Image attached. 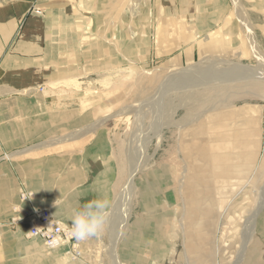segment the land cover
<instances>
[{
  "label": "rangeland",
  "instance_id": "1",
  "mask_svg": "<svg viewBox=\"0 0 264 264\" xmlns=\"http://www.w3.org/2000/svg\"><path fill=\"white\" fill-rule=\"evenodd\" d=\"M116 1L114 14H86L70 26L78 29L76 50L84 52L89 64L93 23L101 25V47L116 43L120 35L115 23L122 27L121 22L128 23L130 14L125 19L121 11L125 4L132 6V63L96 70L95 77L93 68L85 76L79 70L80 86L100 89L96 100L105 107L94 125L110 128L114 138L120 177L109 211L127 184L129 166L136 161L133 157L141 160L125 203L127 212L121 216L119 210V218L113 216V230L119 238L114 247L116 260L111 257L113 239L107 226L91 241L94 247L86 259L90 264H264V211L252 217L262 194L255 179L264 158V0H224L221 21L206 34L204 50L180 63L160 61L153 48L158 28L176 29L183 23L176 15H168V0ZM208 1L210 6L213 0ZM46 2L37 0L32 10L43 15ZM84 5L86 9V0ZM84 20H89L85 31ZM95 33L99 35L98 30ZM146 41L148 51L139 48ZM182 80L191 83L178 85ZM172 82L177 88L171 85L175 89L167 88L168 93L161 89ZM163 92L167 93L164 101L170 103L162 109L159 98ZM61 142L62 138L42 146L57 151L64 146ZM221 200L247 206L237 226L229 221L231 215L218 219L222 215L216 211L207 215L210 220L201 222L196 216L198 209L203 210L200 203L215 210ZM244 238L248 248L242 246ZM80 244L76 241L81 251ZM70 253L63 255L69 264L81 262L82 251L81 257Z\"/></svg>",
  "mask_w": 264,
  "mask_h": 264
},
{
  "label": "crops",
  "instance_id": "2",
  "mask_svg": "<svg viewBox=\"0 0 264 264\" xmlns=\"http://www.w3.org/2000/svg\"><path fill=\"white\" fill-rule=\"evenodd\" d=\"M223 1L208 6V0H168V15L183 23L158 28L157 58L194 59L204 50L208 31L221 21ZM116 2L86 0L85 9V0H47L44 14L37 15L32 10L37 0H0V264H69L63 257L69 245L47 249L40 238L27 235L32 212L47 208L55 220L69 225L82 205L107 199L111 206L114 201L120 177L114 138L110 128L94 125L105 107L96 100L100 89L80 86L79 70L85 76L93 68L95 77L96 70L132 63V6L125 4L121 11L125 19L130 14L129 22L115 23L116 43L101 47V25L93 23L89 64L83 51L77 53L80 34L70 26L86 14H114ZM147 46L148 41L139 48L148 51ZM61 138L62 149L44 150L42 145ZM91 241L81 242V262L74 264H90Z\"/></svg>",
  "mask_w": 264,
  "mask_h": 264
},
{
  "label": "bare ground",
  "instance_id": "3",
  "mask_svg": "<svg viewBox=\"0 0 264 264\" xmlns=\"http://www.w3.org/2000/svg\"><path fill=\"white\" fill-rule=\"evenodd\" d=\"M188 74V73H187ZM186 75V74H185ZM174 76V75H173ZM210 76V75H209ZM249 76V75H248ZM254 76V75H253ZM179 77V76H178ZM177 77V78H178ZM229 77V76H228ZM171 78V77H170ZM170 78H169V80L168 81H172V79L170 80ZM173 78V77H172ZM174 78H176V77H174ZM250 78V77H249ZM178 80V79H177ZM219 80V79H218ZM173 81H175V79L173 80ZM176 82V81H175ZM181 83H182V86H187L189 83H191L189 80H182V81H179V83H178V85H181ZM166 84V83H165ZM174 84V82H172V83H170V84H168L169 86L168 87H165V88H162L161 87V89H165L164 91H168V90H166L167 88H171L172 86L171 85H173ZM183 84H185V85H183ZM187 84V85H186ZM205 84V83H204ZM208 84V83H207ZM176 85V84H175ZM177 85V86H178ZM173 87H175V88H177L176 86H174L173 85ZM175 88H171V89H175ZM179 88V87H178ZM179 89H181V88H179ZM178 89V90H179ZM159 92V91H158ZM169 92V91H168ZM167 92V93H168ZM171 92H172V90H171ZM167 93H165V92H163L162 94H161V98H159L160 99V101H159V103L161 102V104L160 105H162V106H160L162 109H163V107L165 106V104H168V103H170L169 101H164L165 100V96L167 95ZM158 94V93H157ZM159 94V95H160ZM165 97V98H164ZM158 99V98H157ZM172 99V98H171ZM173 100V99H172ZM172 103V102H171ZM169 105V104H168ZM159 107V108H160ZM166 107V106H165ZM164 107V108H165ZM155 113V112H154ZM157 114V113H156ZM160 115H161V113H160ZM105 118V117H104ZM165 118V116L163 117V119ZM97 121V120H96ZM160 121V120H159ZM98 122V121H97ZM96 124V123H95ZM157 125V124H156ZM162 125V124H161ZM175 125V124H174ZM157 128H159V127H157ZM179 129V128H178ZM132 135V134H131ZM157 135V134H156ZM131 137V136H130ZM148 138V137H147ZM147 138H146V140H147ZM133 139H135V138H133ZM145 139V138H144ZM142 140V139H141ZM129 141V140H128ZM130 141H134V140H130ZM149 141V140H148ZM147 141V142H148ZM160 141V138L158 139V142ZM131 143V142H130ZM143 144V142L142 143H140L139 145H142ZM144 144H146V141L144 140ZM148 144V143H147ZM146 144V145H147ZM138 146V145H137ZM143 146H145V145H143ZM129 148V147H128ZM131 148V147H130ZM139 148V147H138ZM140 149H144V148H140ZM129 150H131V149H129ZM139 149H137V151H138ZM142 151V150H141ZM131 153L133 152V150L132 151H130ZM128 153V154H130V156H131V153ZM134 152H136V151H134ZM140 152V151H139ZM138 152V153H139ZM143 152H144V150H143ZM137 153V152H136ZM137 153V154H138ZM134 154V153H133ZM133 154H132V156H133ZM145 155V154H144ZM143 155V156H144ZM142 156V155H141ZM145 156H148V155H145ZM139 157V156H138ZM132 158V157H131ZM133 158H135V162H133V159H130L129 158V160H132V165L131 166H129V167H131L130 169H129V178H128V181H126L127 182V184H125V187L122 189V191H119V193L117 194V197H116V199H115V203L113 204V209H110V210H113V211H109V218H108V223H107V227H109V230H110V232H111V236H112V239H113V242H112V240H111V242H112V248H111V250H110V253H111V257H112V259H115L116 260V253H115V250H114V247H115V244L117 243V241L119 240V238L117 237L118 235H117V233H115L114 232V230L113 229H115V219L114 218H116V217H113V216H115V215H117V213H118V211L120 212V215L123 213V215H125L126 214V206H127V204H125L126 202H127V200H128V197H129V194H130V190L133 188L132 187V179H133V177H134V174H135V172L137 171V166H138V163H137V161H139V159L140 158H137V156L135 155V157H133ZM137 158V159H136ZM142 158V157H141ZM147 159V158H146ZM141 160V159H140ZM148 160V159H147ZM146 160V161H147ZM142 161H144V158H143V160ZM129 162V163H130ZM145 162V161H144ZM144 162H140V163H144ZM142 164H140V165H142ZM145 164V163H144ZM260 169H259V173H258V176H257V178L255 179L256 180V184H257V186H259V189L261 190V192H262V194H261V196L259 195V201H258V208H256V210L255 211H253V213H252V217H254L255 215H257V214H259V213H261L262 211H264V158H262V160H261V162H260ZM232 177H233V179H235L236 178V175H232ZM248 180V179H247ZM248 183H249V181H248ZM201 204V208L203 209L202 211H201V209H198L197 207H196V209H198L199 210V212H198V214H196V216L200 219V221L202 222V220H210V218L209 217H207V215L208 214H210V213H213V212H215L216 211V213L218 212V214H221L222 216H219L218 217V219H222V220H225V219H230L229 217V215H231V217H232V219L231 220H229V221H231V222H233L234 224H236V226L238 225V223H239V221L241 220V219H244V215H245V213L247 212V206L246 205H243V203L242 202H240V201H235V203L233 202V204H232V201H218L217 202V206H216V209L214 210V208H212L211 207V205L210 206H208L207 205V203H200ZM120 206V208L119 209H117V207H119ZM202 212V213H201ZM118 216V215H117ZM122 216V215H121ZM205 216V217H204ZM118 218H119V216H118ZM121 218V217H120ZM121 220H123V219H121ZM255 221V220H254ZM117 230V229H116ZM117 232V231H116ZM118 232H122L121 231V228H120V230L118 231ZM255 232V231H254ZM120 234V236H121V234L122 233H119ZM198 235H201V233H198ZM252 235V234H251ZM246 236V235H245ZM248 239H249V236H248ZM68 243V241L67 240H65L63 243H62V245H64V246H67V245H69V244H67ZM247 243H248V240L247 239H245L244 238V240H243V242H242V246L244 247V246H246L247 247ZM216 246V245H215ZM109 248H110V246H109ZM239 248H241V246L239 247ZM248 248V247H247ZM241 251H243L244 250V248H241L240 249ZM239 250V251H240ZM68 252L70 253L71 252V249L70 248H68ZM240 252H238V259L237 260H240L241 261V256H242V254L240 253ZM120 264V263H119Z\"/></svg>",
  "mask_w": 264,
  "mask_h": 264
},
{
  "label": "clouds",
  "instance_id": "4",
  "mask_svg": "<svg viewBox=\"0 0 264 264\" xmlns=\"http://www.w3.org/2000/svg\"><path fill=\"white\" fill-rule=\"evenodd\" d=\"M110 202L107 199H97L82 205L74 210L71 217V226L67 227L69 239L78 242L99 237L105 230L109 218ZM18 211H20L18 209ZM50 231V227H48ZM63 239L56 236L49 243V247L58 248Z\"/></svg>",
  "mask_w": 264,
  "mask_h": 264
},
{
  "label": "built area",
  "instance_id": "5",
  "mask_svg": "<svg viewBox=\"0 0 264 264\" xmlns=\"http://www.w3.org/2000/svg\"><path fill=\"white\" fill-rule=\"evenodd\" d=\"M23 195L24 194H22V196ZM65 226L70 227L71 224L65 225L60 221L55 220L47 208L37 209L31 214L27 235L29 237L40 238L47 249H52L49 247V243L56 238V236H60L62 237L63 242L65 240L68 241L72 255L80 257L81 251L76 247V240L69 239L67 227ZM48 227H50V231L48 230Z\"/></svg>",
  "mask_w": 264,
  "mask_h": 264
}]
</instances>
